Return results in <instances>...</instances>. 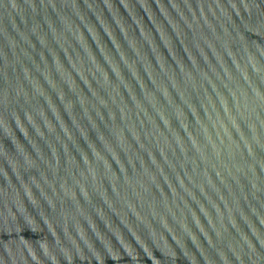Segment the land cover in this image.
I'll return each instance as SVG.
<instances>
[{
	"label": "water",
	"instance_id": "95a60500",
	"mask_svg": "<svg viewBox=\"0 0 264 264\" xmlns=\"http://www.w3.org/2000/svg\"><path fill=\"white\" fill-rule=\"evenodd\" d=\"M0 264H264V0H0Z\"/></svg>",
	"mask_w": 264,
	"mask_h": 264
}]
</instances>
